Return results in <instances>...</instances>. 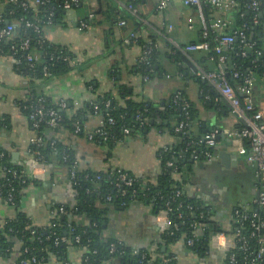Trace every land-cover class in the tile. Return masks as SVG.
<instances>
[{
  "label": "crops",
  "instance_id": "obj_1",
  "mask_svg": "<svg viewBox=\"0 0 264 264\" xmlns=\"http://www.w3.org/2000/svg\"><path fill=\"white\" fill-rule=\"evenodd\" d=\"M259 1L264 43V0ZM128 3L129 0H85L75 8L74 20L64 13L62 21L65 25L60 22L45 29V35L52 43L66 46L81 58L79 65L64 74L46 80H30L16 70L12 57L0 56V116L5 115L9 119L8 130L0 132V148L8 152L12 162H24L28 157L29 139L35 135L17 105L18 100L25 99L33 91L44 94L52 103L66 100L68 106L64 112L68 118L75 114L77 108L87 107L83 134L76 136L64 128L45 130L47 136H53L72 147L80 169L98 171L109 167L119 168L134 176L152 179L160 171L159 150L176 141L171 133L176 123L173 114L155 118L156 124L144 134L116 142L112 147L88 140L86 134L94 130L101 119L100 114L88 108V104L105 94H110L121 105L128 98L137 103H152L158 110L165 111L171 95L181 90L194 109L189 128L195 136L213 128L233 129L241 125L215 86L208 80L198 79L182 56L197 70L218 71L220 65L204 51H175L177 46L201 39V23L195 8L185 5L183 0H169L167 8L157 12L156 0H136L133 4L136 10L133 12L128 9ZM91 12L95 15L90 22L91 28L79 30L77 21ZM189 18H192L190 23ZM226 18L233 27V12H227ZM120 19L125 21V25H118ZM131 30L136 31L142 40L157 44L156 65L161 68L157 77L144 81L135 71L141 45L125 42ZM223 49L224 65L229 63L230 68L233 47L224 46ZM121 86L125 89L124 98L121 96ZM253 99L257 107L264 109V74L255 76ZM238 143L241 142L220 135L213 150L229 153L227 163H223L219 157L208 161H194L189 157L172 175L178 182L184 179L183 191L209 206L213 219L227 232L231 229L233 208L239 205L250 207L254 197L255 176L254 173L252 177L249 175L253 165L228 148ZM248 176L252 181L250 195L240 197L230 206L228 193L232 184L236 180L245 182ZM42 182V185H29L22 196L21 208L34 225L48 223L52 205H72L75 202L73 188L64 170H56L52 181L48 174V178ZM11 215L13 209L0 202V217ZM154 215L151 205L142 202H133L127 207H110L103 235L119 239L133 248L153 247L160 235ZM170 249L176 254L178 264H197L182 244L170 245ZM67 252L71 264L81 263V250L69 246ZM214 255H210L208 260L219 261L218 254ZM0 264H15L14 257H0ZM44 264H61V261L52 256Z\"/></svg>",
  "mask_w": 264,
  "mask_h": 264
},
{
  "label": "built area",
  "instance_id": "obj_2",
  "mask_svg": "<svg viewBox=\"0 0 264 264\" xmlns=\"http://www.w3.org/2000/svg\"><path fill=\"white\" fill-rule=\"evenodd\" d=\"M85 0H0V56L2 54V42L7 41L9 44L10 54L15 62L24 61L28 69H32L35 66V61L45 60L43 64V75H48L49 65H53L56 61L66 62L70 67H75L81 63V58L72 52L69 48L63 45L57 46L52 43L45 35V29L55 25V17L58 11H70L83 4ZM135 0H129L127 7L129 10L135 12L133 2ZM169 0H156L155 10L162 12L167 8ZM185 5L193 6L196 10L198 19L201 23V39L198 42L188 43L182 46H177L175 51L178 52H193L204 51L209 57L214 59L220 68L218 71H205L197 70L196 75L202 80L210 81L218 90L222 98L229 105L232 113L240 121V126L233 129L228 128H213L206 131L200 136H195L191 132H188V126L190 123V109L191 103L187 98L183 96L181 90L175 91L169 100L168 107L177 109L179 111L180 119L174 125V135H179L180 139H186L184 145L178 148H171L170 146H163L160 150L168 153L172 156H183L187 153L190 154V158L194 161H198L203 157L206 161L213 158V150L216 145V140L220 135L234 138L241 143L231 144L228 146L229 151H234L237 156H241L248 163L254 167L255 182L253 184L254 197L252 199L250 207L236 206L232 210L231 215V229L229 232L226 230L217 231L210 235L209 250L206 251L204 256L198 255L196 252L188 249L189 253L193 255L197 264H217V261L208 260L210 255L218 254V264H264V109L257 107L253 99V87L255 81V75L252 70L245 73H241L235 70L232 73L233 78H240L242 82L236 85L230 83L226 76V72L223 68L225 62L224 46L232 47L235 40H240L244 48L239 54L241 57L246 55V51H250L253 43L247 41L246 31L255 25L260 23V7L259 0H248L246 3V9L250 14V21L244 23L240 28L231 27V23L226 18L227 12H235L238 9L237 0H183ZM209 5L214 9L213 18L207 20L203 7ZM22 11L25 15H20L16 18V13ZM15 16V17H14ZM95 18V15L91 12L84 18L77 21V28L79 30H87L91 28V21ZM189 23L192 22V18L188 19ZM18 23H22L25 28H29L32 32L38 34L35 40H32L30 34L24 32L23 37L17 42L14 39V32ZM118 25H125V21L118 20ZM191 28V25H189ZM169 28H171L169 26ZM231 29L230 32H225L226 29ZM44 33L42 34V31ZM216 32L215 43L213 45L207 40L210 32ZM140 35L136 31H129L125 37V42L138 43ZM33 43V46H31ZM157 48V44L151 42L150 44H142L141 52L138 56V60L149 63V57L153 50ZM258 56L262 55V51H256ZM7 55V54H6ZM149 65V64H148ZM144 81L149 80L148 75H141ZM46 99L44 95L39 96L33 103L29 105L32 112L29 114V119L32 122L33 128H38L41 123L52 127L61 128L62 115L59 110H65L68 106L66 100L60 99L57 103L59 110L54 107H46ZM105 107H109L110 101L104 100ZM95 113H98V103L92 104ZM101 119L98 126L92 132H88L86 137L88 140L95 143H101L108 140L110 137V128L114 123V118L106 113L100 115ZM135 118L139 120L140 126L145 124L147 118L143 119L140 114H136ZM73 134L78 136V133L84 130V126L80 121H73ZM94 134L99 137V141H94ZM123 141L131 136H141L140 133L132 135L128 128L122 129ZM42 137L34 135L29 139V145H40ZM54 142H52L53 145ZM201 145L205 149H200ZM214 151V150H213ZM165 166L172 168L171 174L176 172L177 168L172 160L167 159ZM22 167L17 170L13 167L1 168L0 176L10 175L12 179L19 180L20 183L25 182L26 178H34L40 181L48 178V167L44 163L42 156L38 151L28 149V157L21 163ZM73 166H77V162H74ZM110 170L111 175H115V179L112 181L113 186L116 188V192L120 195L126 193V187L132 186L135 177L129 175L127 172L119 168H107ZM99 178V176H97ZM70 179H74V171L70 172ZM70 182V180L68 179ZM54 181L53 183H55ZM57 183V182H56ZM181 193V189H176L175 195ZM106 200L110 201L111 196L107 195ZM0 202L6 204L13 209V195L12 193ZM22 202V199H21ZM125 203L122 202L121 206ZM181 206V205H180ZM186 211H179V207H176V220L171 218L172 207L168 201L165 202L164 207L160 208L154 215V223L157 226L160 234H164L167 237H175L174 244L180 243L186 248L192 247L195 242H201L203 232L206 228L205 219H213V216H209V209L200 210L196 219L187 220V214L193 212V207L189 204L185 206ZM66 214L64 206L61 205L58 208H51L49 211V219L53 217H59ZM28 215V214H27ZM29 216V215H28ZM3 218V217H0ZM187 224V225H185ZM54 225V224H53ZM185 225L187 230H191L192 235L187 236L180 227ZM25 234H21L23 239L32 241L34 239H40L41 234L37 233L34 225L25 226ZM177 233H179L177 237ZM70 237L55 235L53 237V244L69 243ZM74 241L77 243L80 241L78 235L74 236ZM173 245V244H170ZM124 244L121 240L111 242L109 245V253L124 254ZM13 252V256L16 255V245L13 244L10 247ZM85 247L81 249L84 250ZM23 252H29V247L25 245ZM132 253L138 254V248H133ZM149 257L150 260H154L157 257L162 258L164 264L170 261V258H164L158 251L153 248L148 249L146 252L141 253V259ZM215 256V255H214ZM43 259V258H42ZM42 259H37L35 255L30 257L21 258L17 260V264H41ZM70 262V261H69ZM61 264H68L66 261H62ZM139 264H143L140 260Z\"/></svg>",
  "mask_w": 264,
  "mask_h": 264
},
{
  "label": "trees",
  "instance_id": "obj_3",
  "mask_svg": "<svg viewBox=\"0 0 264 264\" xmlns=\"http://www.w3.org/2000/svg\"><path fill=\"white\" fill-rule=\"evenodd\" d=\"M136 1V0H135ZM135 1L133 4H135ZM238 9L233 12L234 26L233 28H240L244 23L250 21V14L246 9V3L248 0H237ZM203 12L207 20L213 18L214 9L205 5L203 7ZM25 15L24 12H17L16 18L20 15ZM64 16V11H58L57 16L55 17L56 23H63L62 21ZM15 17V16H14ZM231 29H226L225 32H230ZM30 34L32 40H35L38 37V34L32 32L29 28H25L22 23H18L14 32V39L18 42L23 34ZM44 30L42 31V34ZM247 41L253 43V46L250 51H246L244 57L240 56V52L244 50L240 40H235L233 42V52H232V62L231 67L226 69V76L229 79L230 83L233 85L239 84L242 82L240 78H233L232 73L237 70L241 73H245L249 70L254 72L255 76L264 74V43L261 36V19L259 25H255L249 30L246 31ZM216 32H210L208 41L211 45L215 43ZM152 41H144L140 39L138 43L150 44ZM2 54H10L9 44L7 41L2 42ZM33 46V43L32 45ZM59 46V45H57ZM256 51H262V55L258 56ZM157 48L152 51L151 56L149 57V65L137 59L135 62V71L140 75H148L149 78L157 77L161 73V68L157 67ZM177 54V53H176ZM45 60L35 61V66L32 69H28L24 61L16 62V70L29 77L30 80L43 79L46 80L52 76H57L68 72L72 67H70L66 62L56 61L53 65H49V72L47 76L43 75V64ZM199 79V77H197ZM121 96L124 98L126 94L124 93V88L121 86ZM44 94H36V92H30L25 99L17 101V105L20 108L21 112L27 118L29 126L34 130L35 135L42 137V142L40 145L33 144L29 145L32 150H36L42 156L44 163L48 167V173L50 181H52L53 174L56 170H64L66 179L70 180L71 186L73 188V197L74 204H64L56 203L52 205L53 208H58L61 205L64 206L66 214L49 219L48 223L45 225H34L33 221L27 215L26 212L22 210V196L25 192V189L31 185H42L44 182L26 178L25 182L20 183L19 180L12 179L10 175L3 178L0 176V199L4 200L8 194L12 193L13 195V215L9 217L0 218V257L13 258L14 262L17 264V260L21 258L30 257L35 255L37 259H42L40 262L44 264L52 256L60 259V261H66L68 264V252L67 249L69 246H73L76 249L82 250L81 263L80 264H139L142 260L143 264H164L162 258L157 257L154 260H150L147 256L144 259H141V253L146 252L148 249L153 248L158 251L164 258H170V261L166 264H178L176 259V254L170 249V244H174L176 239L175 237H167L164 234H160L157 241L153 243V247H137L138 254L132 253L133 247L126 246L124 244L123 249L125 250L124 254L118 253H109V245L111 242L116 241V238L111 236H104L103 230L107 223L108 214L110 207H127L133 202H142L151 205L153 213H156L160 208L164 207L166 201L170 203L172 207L171 218L176 220V207H179V211H186L185 206L187 204L193 207V212L187 214V220L196 219L198 217V212L200 210L208 209L209 206L203 205V202L200 199L195 197H190L183 191L184 179L180 182L176 181L171 174L172 168L165 166V161L167 159L172 160L177 170H180V167L185 163V161L190 157V154L187 153L183 156H172L168 153H165L159 150L160 157V171L152 179L147 177H135V181L132 186L126 187V193L120 195L116 192V188L113 186L112 181L115 179V175L110 174V170H91V169H80V167L73 166L74 162H77L75 157V152L72 147L64 145L62 142L55 139L53 136H47L45 130H56L58 128L49 127L43 123L36 129L33 128L32 122L29 119V114L32 112L29 105L33 103L39 96ZM183 96L185 97L184 93ZM46 107H54L56 110H59L56 103H52L47 96ZM186 98V97H185ZM104 100H109V107H105L103 104ZM214 103V101H211ZM98 103L100 115H105L109 113L111 117L114 118V123L110 128V137L105 142L101 144H106L109 147H112L119 139H122V129L124 127L128 128L132 135L140 133L141 135L145 133V129H148L150 126L156 124L155 118L157 117H167L169 114H173L176 117V122L180 119L179 111L177 109H172L167 106L165 111L158 110L152 103L143 102L137 103L131 99H125L123 105L119 104L110 94H105L102 97L96 99V101L88 104V108L94 112L92 104ZM87 107L77 108L75 114L68 118L64 110H59V113L62 115L61 128L68 129L73 132V121H80L82 124L84 115L86 113ZM140 114V117L143 119L147 118L145 124L140 126L139 120L135 118L136 114ZM190 122L192 121L194 109L191 104L190 109ZM153 119V123L150 120ZM190 124V123H189ZM190 126V125H189ZM188 126V132L190 128ZM9 128V119L7 116H0V132L3 130H8ZM174 126L171 128V133L173 132ZM94 130H92L93 132ZM84 131L78 133V135L83 134ZM176 141L174 144L170 145L171 148L175 149L185 144L186 139H180L179 135H174ZM94 141H99V137L94 134ZM52 142L53 145H52ZM200 149H205L201 145ZM213 152V150H211ZM198 161H206L203 157L199 158ZM13 167L17 170H20L22 165L14 163L11 161V158L7 151L0 148V172L1 168ZM74 171V179H70V172ZM129 175L131 173L127 172ZM99 176V178H97ZM176 189H181V193L175 195ZM110 195L111 200L107 201L106 196ZM124 202L125 205L121 206V203ZM181 205V206H180ZM209 216H213V212L209 209ZM203 222L206 223V228L203 232L202 241L195 242V244L187 249H191L200 256H204L206 251L209 250V239L210 235L217 231H223L224 229L220 226L214 219H205ZM34 225L37 233L41 234L40 239H34L32 241H27L23 239L21 234H26L25 226ZM54 224V225H53ZM187 225V224H185ZM183 225L180 227V230H183L187 236H191V230H187L186 226ZM55 235L67 236L71 240L69 243H59L57 245L53 244V237ZM78 235L80 237L79 242L74 241V236ZM179 233H177L178 237ZM15 244L17 251L16 255L13 256V252L10 247ZM26 246L29 247V252H23V248ZM165 247V251H161V247Z\"/></svg>",
  "mask_w": 264,
  "mask_h": 264
},
{
  "label": "rangeland",
  "instance_id": "obj_4",
  "mask_svg": "<svg viewBox=\"0 0 264 264\" xmlns=\"http://www.w3.org/2000/svg\"><path fill=\"white\" fill-rule=\"evenodd\" d=\"M253 173H254V168L251 167L249 175L252 177ZM251 183H252L251 178L248 176V178L245 182H241V181L236 180V182H234L232 184V187L228 193V200H229V203H231V204H229L230 206L233 205V203H232L233 201L234 202L239 201L241 199L240 197H245L246 194L250 195L251 190H252Z\"/></svg>",
  "mask_w": 264,
  "mask_h": 264
},
{
  "label": "water",
  "instance_id": "obj_5",
  "mask_svg": "<svg viewBox=\"0 0 264 264\" xmlns=\"http://www.w3.org/2000/svg\"><path fill=\"white\" fill-rule=\"evenodd\" d=\"M65 14L67 16H69V15L72 16V19L74 20L75 9H72L70 11H65ZM260 15H262V13H260ZM182 60L185 61V63L192 69V71L194 73L197 72V69L195 67H193L191 65V63L184 56H182ZM226 67L227 68L229 67V63H227L226 66L225 65L223 66L224 69H226ZM202 81H205V80H202ZM150 122L153 123V119H151ZM146 131H147V129H145V132ZM216 157L222 158L223 159V163H227V161L230 159V154L227 153V152H218L217 150H214L213 151V158L215 159ZM161 251H165V247L164 246L161 247Z\"/></svg>",
  "mask_w": 264,
  "mask_h": 264
}]
</instances>
